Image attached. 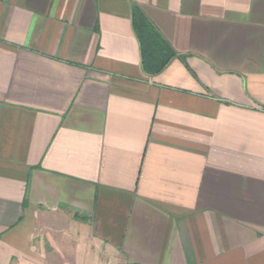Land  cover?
<instances>
[{
  "label": "crops",
  "instance_id": "obj_1",
  "mask_svg": "<svg viewBox=\"0 0 264 264\" xmlns=\"http://www.w3.org/2000/svg\"><path fill=\"white\" fill-rule=\"evenodd\" d=\"M55 229L83 262L264 264V0H0V264L65 260Z\"/></svg>",
  "mask_w": 264,
  "mask_h": 264
},
{
  "label": "trees",
  "instance_id": "obj_2",
  "mask_svg": "<svg viewBox=\"0 0 264 264\" xmlns=\"http://www.w3.org/2000/svg\"><path fill=\"white\" fill-rule=\"evenodd\" d=\"M133 29L140 44L143 69L151 65L153 73L161 71L177 54L168 46L151 27L141 11L133 6L131 10ZM81 220L84 218L78 217Z\"/></svg>",
  "mask_w": 264,
  "mask_h": 264
},
{
  "label": "rangeland",
  "instance_id": "obj_3",
  "mask_svg": "<svg viewBox=\"0 0 264 264\" xmlns=\"http://www.w3.org/2000/svg\"><path fill=\"white\" fill-rule=\"evenodd\" d=\"M78 221V220H77ZM64 229V228H63ZM75 231H73L72 233H74ZM53 237L58 244H56V254L58 256H62L61 254H64L65 256V260L62 258L61 260H59L57 258L56 264H97L96 261H92L89 257V259L85 262H83V260H79L78 258L81 257L80 254H75V250L77 248L75 240L73 239V237H69V236H64L63 230L62 229H58V230H54L53 232ZM84 248H88V254H90V248L91 245H86L84 246ZM64 249V251L62 250ZM84 251V250H83ZM64 252V253H63ZM61 253V254H60ZM60 254V255H59ZM63 257V256H62ZM77 259V261L75 260ZM105 259V260H103ZM101 258L99 257V261L101 262V264H109L108 258Z\"/></svg>",
  "mask_w": 264,
  "mask_h": 264
}]
</instances>
